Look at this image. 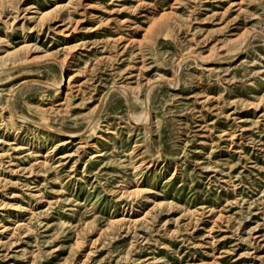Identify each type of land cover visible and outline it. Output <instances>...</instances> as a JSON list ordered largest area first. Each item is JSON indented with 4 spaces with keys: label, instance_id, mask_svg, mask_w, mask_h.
Listing matches in <instances>:
<instances>
[{
    "label": "rangeland",
    "instance_id": "374dc122",
    "mask_svg": "<svg viewBox=\"0 0 264 264\" xmlns=\"http://www.w3.org/2000/svg\"><path fill=\"white\" fill-rule=\"evenodd\" d=\"M0 18V264H264V0Z\"/></svg>",
    "mask_w": 264,
    "mask_h": 264
},
{
    "label": "bare ground",
    "instance_id": "6f19581e",
    "mask_svg": "<svg viewBox=\"0 0 264 264\" xmlns=\"http://www.w3.org/2000/svg\"><path fill=\"white\" fill-rule=\"evenodd\" d=\"M41 16V15H40ZM43 18V17H42ZM1 19V18H0ZM38 20V19H37ZM51 61V60H50ZM65 61V60H64ZM199 62V61H198ZM19 119V118H18ZM21 121V120H20Z\"/></svg>",
    "mask_w": 264,
    "mask_h": 264
}]
</instances>
